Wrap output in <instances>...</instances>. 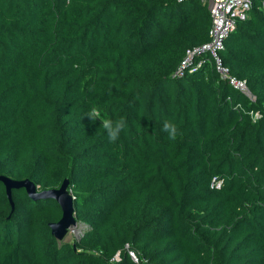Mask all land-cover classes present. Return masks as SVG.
Segmentation results:
<instances>
[{"label": "trees", "instance_id": "trees-1", "mask_svg": "<svg viewBox=\"0 0 264 264\" xmlns=\"http://www.w3.org/2000/svg\"><path fill=\"white\" fill-rule=\"evenodd\" d=\"M250 2L221 77L208 51L177 74L210 39L204 0H0V175L67 178L86 226L58 241L57 201L12 189V209L0 181V264H264V0ZM93 106L125 119L114 143Z\"/></svg>", "mask_w": 264, "mask_h": 264}, {"label": "built area", "instance_id": "built-area-1", "mask_svg": "<svg viewBox=\"0 0 264 264\" xmlns=\"http://www.w3.org/2000/svg\"><path fill=\"white\" fill-rule=\"evenodd\" d=\"M204 2L207 3V9L211 16V27L208 32L210 39L208 42L186 51V56L182 60L177 74L181 75L184 68L192 62L195 56L208 51L211 57L215 59L216 69L221 77H228L227 69L222 65L219 52L224 48V40L234 29L236 22L245 20L252 4L250 0H204ZM228 79L234 88L241 90L248 97L253 98L244 81L234 77H229ZM213 180L215 181V179ZM214 186L219 187L220 181ZM129 255L133 260H137L133 252L130 251ZM115 259L118 260L119 257L116 255Z\"/></svg>", "mask_w": 264, "mask_h": 264}, {"label": "water", "instance_id": "water-1", "mask_svg": "<svg viewBox=\"0 0 264 264\" xmlns=\"http://www.w3.org/2000/svg\"><path fill=\"white\" fill-rule=\"evenodd\" d=\"M0 181L5 186V191L12 209L14 208V202L11 195L12 189L24 188L28 196L33 200L51 198L57 201L61 207L62 215L58 221L49 223V227L51 233L58 241H62L65 238L68 229L77 224L74 214V197L68 189L69 181L67 178L62 181L58 188L44 190H38V186L28 178L17 180L0 175Z\"/></svg>", "mask_w": 264, "mask_h": 264}, {"label": "clouds", "instance_id": "clouds-1", "mask_svg": "<svg viewBox=\"0 0 264 264\" xmlns=\"http://www.w3.org/2000/svg\"><path fill=\"white\" fill-rule=\"evenodd\" d=\"M68 3L70 4L71 0H68ZM87 116L92 122H95L97 119H100L101 126L105 130L109 141L113 143L118 140L120 133L124 130L126 126L125 119L121 118L119 120L113 121L112 119L105 118L104 116H102L100 110L95 106L90 109V111L87 113ZM163 130L168 133L170 140H175L177 138L178 128L174 123L165 121L163 123ZM71 228L72 227L68 229V232L71 230Z\"/></svg>", "mask_w": 264, "mask_h": 264}, {"label": "rangeland", "instance_id": "rangeland-1", "mask_svg": "<svg viewBox=\"0 0 264 264\" xmlns=\"http://www.w3.org/2000/svg\"><path fill=\"white\" fill-rule=\"evenodd\" d=\"M84 228H86L84 224L77 223L74 227L71 228L63 241H70L72 238L79 237L82 234Z\"/></svg>", "mask_w": 264, "mask_h": 264}]
</instances>
